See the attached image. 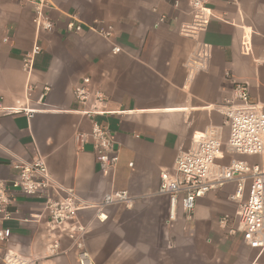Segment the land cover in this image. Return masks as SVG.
Listing matches in <instances>:
<instances>
[{"label": "crops", "instance_id": "0c3cea01", "mask_svg": "<svg viewBox=\"0 0 264 264\" xmlns=\"http://www.w3.org/2000/svg\"><path fill=\"white\" fill-rule=\"evenodd\" d=\"M50 1L55 30L38 33L33 5L0 0V180L15 178V165L42 157L82 206L122 190L136 198L131 209L109 208L104 223L92 209L78 212L95 264H264V250L248 246L238 230L242 200L235 198V183L201 199L191 221L180 212L169 222V200L157 194L161 173L193 148L195 136L216 131L227 142L224 112L236 102L226 73L247 83L252 104L264 108V0H206L214 18L198 38L180 33L193 20L189 0ZM70 17L85 30L68 33ZM94 24L112 27L111 39L87 29ZM36 45L42 52L29 75L23 57ZM204 45L211 49L206 68L192 69L189 60ZM85 78L108 100L109 114L96 120L120 151L113 172H101L91 140L77 143L78 134L91 131L74 98ZM28 83L33 92L26 101ZM18 101L28 113L10 111ZM234 160L264 168V155H226L220 163ZM248 192L249 186L243 200ZM13 210L7 249L36 264H78L72 249L49 257L44 200L18 195Z\"/></svg>", "mask_w": 264, "mask_h": 264}, {"label": "built area", "instance_id": "2783aa9c", "mask_svg": "<svg viewBox=\"0 0 264 264\" xmlns=\"http://www.w3.org/2000/svg\"><path fill=\"white\" fill-rule=\"evenodd\" d=\"M30 3L34 7L33 23L39 32H53L54 21L48 11L53 4L50 0H17ZM192 7L193 20L183 25L180 33L185 37L198 38L214 18L206 0H189ZM164 21V18L161 19ZM106 39L113 35L112 27L107 30L98 29L94 24L87 28ZM85 30L82 23L70 17L66 24L68 33H81ZM244 53L251 52L249 40L243 42ZM42 52L40 46H34L31 52L23 57V69L30 75L35 57ZM120 52L114 46L113 53ZM211 56L209 45H204L195 58L189 60L192 69H205ZM233 86L234 101L224 113L229 126V138L223 142L216 131L197 135L193 139V148L179 155L171 171H163L160 176L158 195L169 200V222H175L180 212L188 220H193L198 202L208 194L223 189L230 183L236 184L235 198L242 200L238 209L239 228L245 243L253 249L264 250V168L249 165L242 161H232L229 165L220 163L226 155L262 156L264 155V110L252 104L250 86L236 81L230 73H226ZM49 88H45L48 92ZM33 86L28 83L25 100L32 97ZM74 98L80 106L79 112L91 120L89 134H78L77 143L91 140L100 170L103 173L113 172L120 162V151L117 148L109 128L99 123L96 118L109 114L106 96L93 87L90 78H85L74 90ZM43 99L41 96L38 103ZM18 107L11 108L15 113L27 112L20 101ZM5 110L1 108L0 111ZM15 178L0 180V264H36V260L7 249L12 238L8 224L14 219L16 212L13 206L18 195L44 200L48 212L49 257L58 258L70 249L77 254L78 264H95L86 247L88 227L78 219V212L92 209L95 218L101 223L108 220L107 210L114 206L131 209L135 199L128 191H116L106 195L95 206H82L78 203L73 190H65L52 177L46 161L42 157L31 163H20L14 166ZM249 186L247 199L243 200ZM226 219L222 220V222ZM69 242L70 248L63 243Z\"/></svg>", "mask_w": 264, "mask_h": 264}, {"label": "rangeland", "instance_id": "374dc122", "mask_svg": "<svg viewBox=\"0 0 264 264\" xmlns=\"http://www.w3.org/2000/svg\"><path fill=\"white\" fill-rule=\"evenodd\" d=\"M263 110H264V108H263Z\"/></svg>", "mask_w": 264, "mask_h": 264}]
</instances>
